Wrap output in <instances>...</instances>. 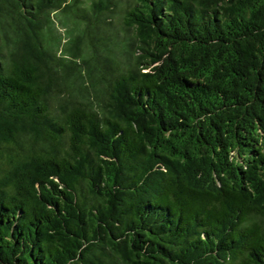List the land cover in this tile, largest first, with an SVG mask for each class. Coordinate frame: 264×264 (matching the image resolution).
Instances as JSON below:
<instances>
[{"label": "trees", "instance_id": "obj_1", "mask_svg": "<svg viewBox=\"0 0 264 264\" xmlns=\"http://www.w3.org/2000/svg\"><path fill=\"white\" fill-rule=\"evenodd\" d=\"M118 11L0 0V264H264V0Z\"/></svg>", "mask_w": 264, "mask_h": 264}, {"label": "rangeland", "instance_id": "obj_2", "mask_svg": "<svg viewBox=\"0 0 264 264\" xmlns=\"http://www.w3.org/2000/svg\"><path fill=\"white\" fill-rule=\"evenodd\" d=\"M114 2L118 4V10L119 11L115 13L116 15H114L115 18H114L113 22H114L115 26L113 27V32L118 35L119 39L123 40L126 38L127 33L125 32L122 25H120V23L118 21L119 20V13H120L121 9L123 11V9H125L132 2V0H114ZM59 27H61L60 24H59ZM60 30L64 31L62 28H60ZM62 36L63 37L65 36V32L63 33ZM65 42L66 41L64 40V43Z\"/></svg>", "mask_w": 264, "mask_h": 264}]
</instances>
